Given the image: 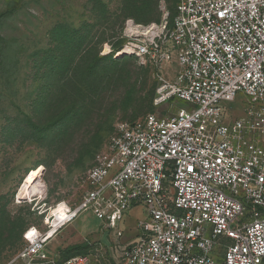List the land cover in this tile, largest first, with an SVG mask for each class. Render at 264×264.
I'll return each instance as SVG.
<instances>
[{
	"label": "built area",
	"instance_id": "1",
	"mask_svg": "<svg viewBox=\"0 0 264 264\" xmlns=\"http://www.w3.org/2000/svg\"><path fill=\"white\" fill-rule=\"evenodd\" d=\"M125 36L121 53L153 71L155 105L189 110L117 126L82 201L63 203L58 228H30L12 264H42L58 231L84 213L117 231L139 207L146 217L125 264H264V0H176L171 25L128 21ZM174 59L178 72L164 75ZM239 93L250 103L233 118L223 103Z\"/></svg>",
	"mask_w": 264,
	"mask_h": 264
},
{
	"label": "rangeland",
	"instance_id": "2",
	"mask_svg": "<svg viewBox=\"0 0 264 264\" xmlns=\"http://www.w3.org/2000/svg\"><path fill=\"white\" fill-rule=\"evenodd\" d=\"M124 6L125 0H0V264H12L25 247L23 234L30 228L43 231L54 225L51 213L57 205L82 201L89 189L87 172L106 151L117 126L138 122L150 113L173 117L181 109L189 110L182 101L157 107L151 68L120 53L128 40V21L147 25L167 20L171 25L176 0H162L157 9L138 19L124 17ZM60 25L83 27L98 58L112 57L120 66L103 59L97 73H91L85 68L95 60L91 52L75 64V74L58 69L49 75L46 62L35 54L51 47V32ZM104 33H115L116 38L100 44ZM62 41L60 37L53 44L58 58L64 56ZM176 72L174 59L163 74L173 77ZM249 103L239 93L235 102L223 107L238 118ZM38 169H42L36 182L41 193L19 199L23 185ZM131 217L117 231L105 234L119 244L135 239L136 224L146 212L139 207ZM49 251L50 243L44 254ZM124 254L125 248L123 262Z\"/></svg>",
	"mask_w": 264,
	"mask_h": 264
},
{
	"label": "crops",
	"instance_id": "3",
	"mask_svg": "<svg viewBox=\"0 0 264 264\" xmlns=\"http://www.w3.org/2000/svg\"><path fill=\"white\" fill-rule=\"evenodd\" d=\"M133 211L124 219L123 225L132 218ZM70 229L73 232L66 235ZM106 232L110 230L92 213L81 215L58 231L50 242L51 251L43 256L42 264H66L77 256H88L90 264H124L123 249L135 239L129 242L120 240L119 244L115 237Z\"/></svg>",
	"mask_w": 264,
	"mask_h": 264
},
{
	"label": "trees",
	"instance_id": "4",
	"mask_svg": "<svg viewBox=\"0 0 264 264\" xmlns=\"http://www.w3.org/2000/svg\"><path fill=\"white\" fill-rule=\"evenodd\" d=\"M162 0H125V16L124 17H135L138 19L139 16L145 15L150 9H157ZM175 16V14H174ZM174 18V17H173ZM83 28V27H82ZM80 29H75L73 27L57 26L51 32L52 45L51 47L44 51V53H37L35 57L42 56L44 67L50 70L49 75L56 74L55 72L59 69L62 70L64 74H75V67L79 62H83L87 58L85 54L95 52V60L90 61L85 68H88L91 73H97L100 61L103 59L109 60L111 63L116 64L115 68L120 66L119 62H114L112 57L98 58V50L94 49L92 45L93 40L88 38V34H84L85 31ZM113 28V27H112ZM112 31V30H111ZM61 37L63 38L62 44L65 47L64 56L58 58L56 55V48L53 44ZM116 38V34L104 33V38H102L100 44L105 43L107 40ZM117 47V45H115ZM97 51V52H96ZM79 58V60H78ZM78 60V62H77ZM43 68V67H42ZM48 70V71H49ZM152 114V113H150ZM149 115V114H148ZM26 232V231H25ZM24 235V234H23ZM25 242V239H24Z\"/></svg>",
	"mask_w": 264,
	"mask_h": 264
},
{
	"label": "bare ground",
	"instance_id": "5",
	"mask_svg": "<svg viewBox=\"0 0 264 264\" xmlns=\"http://www.w3.org/2000/svg\"><path fill=\"white\" fill-rule=\"evenodd\" d=\"M121 54L123 55V53ZM41 171L42 169H38L37 171L33 172L30 175V177L28 178V180L26 181V183L23 185L21 189V192L19 194V199H21L24 196L29 198L31 197L32 194L41 193L39 186H37L36 184L39 177L41 176ZM64 207H65L64 204H61L59 208H56L55 210L53 209V212L51 213V216L55 217L54 226H56V228H58V221L65 218V213L63 209Z\"/></svg>",
	"mask_w": 264,
	"mask_h": 264
},
{
	"label": "snow or ice",
	"instance_id": "6",
	"mask_svg": "<svg viewBox=\"0 0 264 264\" xmlns=\"http://www.w3.org/2000/svg\"><path fill=\"white\" fill-rule=\"evenodd\" d=\"M32 233H29V238L31 237Z\"/></svg>",
	"mask_w": 264,
	"mask_h": 264
}]
</instances>
